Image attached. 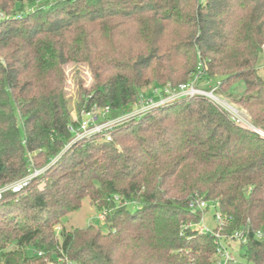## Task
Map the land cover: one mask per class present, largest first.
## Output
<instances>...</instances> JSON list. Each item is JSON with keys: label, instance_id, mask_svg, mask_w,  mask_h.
Segmentation results:
<instances>
[{"label": "trees", "instance_id": "trees-1", "mask_svg": "<svg viewBox=\"0 0 264 264\" xmlns=\"http://www.w3.org/2000/svg\"><path fill=\"white\" fill-rule=\"evenodd\" d=\"M263 44L264 0H0V188L46 168L0 200V264H216V236L195 226L210 208H191L197 199L219 203L215 231H243L242 256L264 264ZM67 64L93 79L78 81L73 106ZM196 75L216 79L255 129L196 95L65 150L74 110L127 113L143 87ZM85 198L107 230L57 233Z\"/></svg>", "mask_w": 264, "mask_h": 264}, {"label": "built area", "instance_id": "built-area-1", "mask_svg": "<svg viewBox=\"0 0 264 264\" xmlns=\"http://www.w3.org/2000/svg\"><path fill=\"white\" fill-rule=\"evenodd\" d=\"M262 56L264 61V44L262 46ZM200 79L199 75H196L194 79H192L188 83L181 84L177 89L171 88L169 85L167 86H158L156 88V93L160 92L163 94H168L167 96L175 95V97H194L196 95L203 96L207 99H209L213 104L221 107L225 111H227L232 118L237 122L241 124H250L249 119H246L241 116V112L235 108L233 105L227 103L225 100H222L217 95V86L213 89L208 88H199L196 85L197 80ZM169 99L162 100L158 103L152 104L149 102V100H146L145 102V109L137 112L134 114L132 113H123L122 115L110 119L111 110L109 107H98L97 105H94L91 109H82L80 111V119H78V116H75L74 120L77 122V125H72L70 127L71 132L74 135V139L72 143H74L77 140L85 139V138H91L93 136H102L103 138L107 140H111V133L115 130V128L126 122L130 119L138 118L142 114L146 113L147 111L156 108L158 106H161L167 102H169ZM142 103V101H141ZM138 105V104H137ZM136 105V106H137ZM251 122V120H250ZM255 131L261 135L264 136V132H260L257 129ZM54 162V160H53ZM46 168H42L40 170H34L32 174H29L19 180H16L14 182H11L9 184H6L0 188V200L2 199V196L7 191H12L14 193L20 192L22 189L25 188V186L28 185V183L34 178V176H37L41 172H43ZM191 208L198 207L201 210H204L206 208H213L214 214L213 219L215 221V225L210 227L206 225L205 223V215L202 216L199 223L195 224L196 228L200 232L210 233L214 234L216 236V243L218 245L216 256L220 258L222 261V264H234L235 258L232 255V247L230 246V241H235L240 243H245L247 241V236L243 231H237L234 235L229 237V240H226V236L216 232L215 228L219 225L223 224V216L221 211L219 210V203H210L206 200H194L190 203ZM58 229V227H56ZM255 236L258 239L264 238V230H258L255 232ZM72 264V263H70Z\"/></svg>", "mask_w": 264, "mask_h": 264}, {"label": "rangeland", "instance_id": "rangeland-1", "mask_svg": "<svg viewBox=\"0 0 264 264\" xmlns=\"http://www.w3.org/2000/svg\"><path fill=\"white\" fill-rule=\"evenodd\" d=\"M259 67H260L262 74L264 75V61H263V59L260 60ZM65 70H66V76H67L66 92L70 98L71 105L73 106L77 102V98H78V92H79L78 91V85H77L78 81L80 79L83 80L84 86L88 87L92 83L93 79H92V75H91L90 71L88 70V68L85 65L67 64L65 67ZM208 81H209L208 79L204 80V79L200 78L197 80L196 85L199 88L213 89L216 85V79H212L211 82L210 81L208 82ZM157 87L158 86H155L154 84H150V85L143 87L141 89L142 96H143V98L141 99L142 103L140 101L139 104L137 106H135L132 111H129L127 113H131V112L133 113L134 112V114H136V111L140 112V111L144 110L146 107V105H145L146 100H149V102L152 104V102L158 103V102L165 100V99H169L170 101H174L176 99L182 98V97H175V95H171L168 97L167 96L168 94H163L160 92L156 93ZM217 95L222 100H225L227 103H229V104L233 105L235 108H237L242 113L241 114L242 117L249 119L248 121L250 124H243L244 126H247L251 129H255L254 126L252 125V123L250 122L251 119H250V116H249L247 110L242 105H240L236 102H233L230 98L225 97L223 94L217 93ZM120 115H122V114H117V115L111 114L110 119H114ZM72 116H73V119L75 118V116H78V119H80V113H78L77 110H74L72 112ZM131 120H133V119H130L129 121H131ZM129 121H126V122H129ZM126 122H124V123H126ZM258 131L263 132L261 130H258ZM113 132L111 133V139H112ZM100 137H102V136H100ZM73 139H74V135L72 136L71 141L65 147V150L71 148L77 141H79V140H77L74 143H72ZM36 170H40V169L36 168ZM34 172H31V174ZM44 172H45V170L43 172H41L40 174H38L37 176H34V178L35 177H41ZM29 183L27 186H25L24 189H22L20 192H17L18 197L22 196L23 194H25L28 191L27 188L29 186ZM213 214H214V209L210 208V210L208 212H206L205 216H204L206 225H208L210 227L215 225V221L213 219ZM89 224H93L97 227H100L103 231L107 230V225L104 222V216L102 214H100V212L95 208V206L93 205L92 201L89 198H85V200L83 201L82 207L80 209L64 216L62 218V222L55 224L56 225L55 227H58V229H56V231L58 233L62 230L63 227L66 228L67 230H70L72 228L86 227ZM229 244L232 247V255L235 258L234 264H252V263H249L242 256L238 242L230 241ZM13 248H14V244H10L6 250H10ZM2 260H3L2 255L0 253V261H2ZM216 264H222V261L220 260L218 255L216 256Z\"/></svg>", "mask_w": 264, "mask_h": 264}]
</instances>
